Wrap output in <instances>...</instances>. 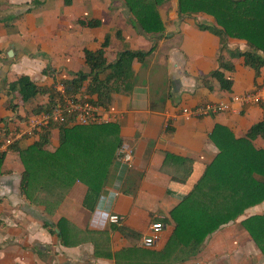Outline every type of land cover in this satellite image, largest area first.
I'll list each match as a JSON object with an SVG mask.
<instances>
[{
    "label": "crops",
    "instance_id": "obj_1",
    "mask_svg": "<svg viewBox=\"0 0 264 264\" xmlns=\"http://www.w3.org/2000/svg\"><path fill=\"white\" fill-rule=\"evenodd\" d=\"M68 1L0 0V132L16 124V119L8 120L24 114L21 105L25 109L45 101L36 95L22 102L8 90L11 81L26 75L38 85L52 87L68 72L86 71L83 49L98 48L107 34V61L122 50H150L141 61L132 59L128 89L117 86L104 106L116 114L113 123L120 142L131 150V163L125 168L112 161L96 195L87 193L83 183L73 182L53 210L46 212L19 190L23 167L17 150L30 146L39 133L15 141V148L4 152L0 167V264H147L145 252L161 250L172 231L170 210L216 153L209 139L214 124L237 137L262 117V107L252 101L190 119L181 115V107L227 102L231 95L245 92H257L264 101V69L255 76L240 57L223 52L232 63L230 70L223 71L231 81L229 90L220 89L210 77L208 87L201 84L198 75L217 65L219 43L216 35L195 23H212L213 18L204 13L178 17L175 0L156 5L162 23L158 33L142 31L122 0ZM79 18L97 19L99 25L84 26ZM226 46L246 47L244 40L235 38H228ZM57 125L48 127L44 145L48 151L58 145ZM252 142L264 149L260 137ZM165 154L187 162H164ZM175 175L184 180L171 179ZM111 212L119 216L118 224L107 222L106 214ZM259 214L264 215V200L219 225L193 254L173 264H264L263 254L241 223ZM58 221L64 232L69 230V245L59 239ZM153 221L163 227L155 243L143 247L141 238Z\"/></svg>",
    "mask_w": 264,
    "mask_h": 264
},
{
    "label": "trees",
    "instance_id": "obj_2",
    "mask_svg": "<svg viewBox=\"0 0 264 264\" xmlns=\"http://www.w3.org/2000/svg\"><path fill=\"white\" fill-rule=\"evenodd\" d=\"M166 0H122L132 21L144 32L158 33L162 23L156 13V5ZM178 17L204 13L213 18L212 23L196 22L201 30L218 37L216 67L205 75H198L201 84L208 87L207 77L214 78L219 88L229 90L231 81L223 71L230 70L229 57H240L242 65L253 70L256 76L264 69V0H175ZM68 3V0H64ZM88 27L99 25L97 19L77 20ZM228 38L245 41V49H228ZM108 45L105 34L100 46L94 50L83 49L86 71L68 72L62 79L65 91H84L88 99L105 106L109 93L117 86L127 88L131 79L132 59L141 61L148 51L122 50L112 61H107L104 48ZM9 91H15L22 102L36 95L45 101L31 110L32 114L48 110L54 103L55 94L51 86H41L26 75H20L8 84ZM262 117L251 124L242 134L234 136L226 127L214 124L209 139L216 148L213 158L205 164L201 174L170 210L172 231L159 251H146L147 264H173L193 254L203 238L219 225L240 215L245 208L264 200V149L257 148L253 140H264V101ZM48 128L39 132L30 146L18 149L22 164L19 190L29 202L42 205L51 212L73 182L86 186L87 193L98 194L105 184L114 152L121 143L117 125L104 124L57 125L58 145L48 151L44 145L48 139ZM13 142L9 149H14ZM4 152L0 153V167ZM187 160L165 154L164 162ZM188 173V172H187ZM186 173V175H187ZM171 179L183 181V178ZM57 222L58 236L63 245H69V230L64 232ZM245 230L264 256V215H251L241 221ZM122 231V230H121Z\"/></svg>",
    "mask_w": 264,
    "mask_h": 264
},
{
    "label": "built area",
    "instance_id": "obj_3",
    "mask_svg": "<svg viewBox=\"0 0 264 264\" xmlns=\"http://www.w3.org/2000/svg\"><path fill=\"white\" fill-rule=\"evenodd\" d=\"M55 100L53 105L45 111L30 114L22 123L16 124L6 132H0V153L8 150V147L25 135L38 134L40 131L47 129L51 124H104L113 122L116 114L105 110L104 106L93 103L83 91L75 93L65 91L62 83L52 86ZM259 103L261 96L257 92H245L231 95L227 102H204L195 106L181 107L180 113L185 119L197 118L211 113L231 110L232 103L244 105L246 102ZM131 150L120 143L114 152V160L128 168L131 163ZM106 220L109 224H118L119 216L115 213H107ZM162 223L153 221L149 225V233L141 238L143 247L152 246L157 240L162 229Z\"/></svg>",
    "mask_w": 264,
    "mask_h": 264
},
{
    "label": "rangeland",
    "instance_id": "obj_4",
    "mask_svg": "<svg viewBox=\"0 0 264 264\" xmlns=\"http://www.w3.org/2000/svg\"><path fill=\"white\" fill-rule=\"evenodd\" d=\"M37 100V99H36ZM40 103H42V102H40V100H38V101H36V103H35V105H33V107L32 106H27L25 109H23L24 108V104L23 105H21V109L22 110H24V112H22V113H24L23 115H19V114H17V116H15V117H13V118H11L10 120H8L7 122H9V123H13V122H15V119H16V122H20V123H22L23 121H25L26 120V117L28 116V115H30V113H32L31 112V110L33 109V108H35L37 105H39ZM32 107V108H31ZM31 108V109H30ZM6 121H5V124H8ZM51 125H55L54 123L53 124H51ZM7 126H9V128L11 127H13V124H11V125H7Z\"/></svg>",
    "mask_w": 264,
    "mask_h": 264
}]
</instances>
